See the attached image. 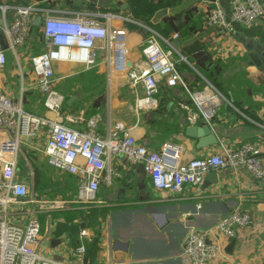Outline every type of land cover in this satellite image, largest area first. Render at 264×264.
<instances>
[{"label":"crops","instance_id":"obj_1","mask_svg":"<svg viewBox=\"0 0 264 264\" xmlns=\"http://www.w3.org/2000/svg\"><path fill=\"white\" fill-rule=\"evenodd\" d=\"M231 1L0 0V5L9 6V10L20 5H37L41 11L35 17L42 15V19L47 12L58 15L83 12L101 21L109 16L112 28L127 31L120 67L116 66L118 43H110L107 39L95 42L93 64L54 62L52 85L65 97L59 113L44 107V95L30 62L31 56L44 51L41 25L37 27L39 35L32 28L27 43L17 50V57L5 49L8 60L0 70V86L14 100L21 101L25 110L57 119L80 131H86L87 119L97 114L100 116L97 130L102 135L113 123L122 121L132 126L137 141L150 149L159 150L167 141L176 143L182 148V162L220 152L222 143L264 142V65L258 67L248 63L243 42L253 39L264 43V18L255 20L250 26L235 24V32L231 33L221 32L206 23L215 2L230 11ZM162 9L167 13L154 22L155 14ZM7 18L10 21L8 13ZM146 26L159 33L166 48L169 46L167 41L174 47L173 40L179 39L180 52L174 47L175 55L177 58L183 56L185 60L178 62V68L192 89L201 87L203 81L209 82L207 75L211 74H222L234 81L228 86V96L212 121L218 144L198 148V140L185 134L187 117L194 106L180 86L165 88L166 85L161 83L156 94V107L136 110L135 100L143 95V87L134 85L128 74L143 63ZM236 81L246 85H237ZM74 95V101L67 104ZM188 124L205 125L201 118ZM5 137L6 133L0 131V140ZM45 145V131L21 145L19 157L22 156L24 164H19V177L29 184L30 195L75 200L77 191L72 199L63 197L58 191L48 192L45 174L44 186L35 191V169L25 155L37 156L46 171L47 166H51L44 154ZM56 172L60 179L51 182L65 188V177L70 174L57 169ZM216 172L218 183L205 186L203 182L201 186H187L180 193L172 194L155 189L140 163H130L123 155H115L110 158L98 192L105 204L86 209L72 202L65 209L41 213L38 252L47 259L73 262L72 253L79 243V233L72 234L62 226L77 224L79 216L84 222L85 213L93 207L102 214L97 216L96 227L87 228L91 237L98 236L99 249L95 262L88 264H191L181 254L189 230L192 227H216L222 217L240 207L250 213L252 223L237 228L232 239L218 234L228 261L213 264H264V184L244 169L235 171L226 167ZM116 189L117 194L114 193ZM200 202L203 208L199 214L182 218L184 212L194 211ZM67 217L70 220H66ZM10 220L15 217L10 216Z\"/></svg>","mask_w":264,"mask_h":264},{"label":"built area","instance_id":"obj_2","mask_svg":"<svg viewBox=\"0 0 264 264\" xmlns=\"http://www.w3.org/2000/svg\"><path fill=\"white\" fill-rule=\"evenodd\" d=\"M231 4V10L227 11L215 2L206 17L207 25L231 33L235 32V24L250 26L255 20L264 18V0H232ZM9 9L7 5H0V31L6 38L8 50L17 57V50L27 43L32 22L41 8L34 4L17 6L11 21L7 18ZM106 20L101 21L83 12L45 14L41 22L44 51L31 56L30 62L44 95L46 109L59 113L65 100L52 85L54 62H77L88 66L95 61L92 50L97 40L107 39L110 43L124 45L126 29L112 28L109 16ZM146 30L143 63L128 74L134 85L143 87V95L135 100L136 110L156 107V94L161 83L168 87L180 86L194 106L187 117L190 124L201 118L205 125L213 128L212 121L225 97L208 81L206 86L192 89L178 68V62L185 58H177L176 50L168 41V48L164 47L163 38L155 29L146 26ZM6 51L0 43V70L8 60ZM99 121L100 116L96 114L87 119L86 131L71 128L57 119L25 110L21 101L14 100L0 86V131L6 133V137L0 140V264H88L85 241L91 235L87 226L79 231V245L72 253L73 262H58L40 255V214L65 209L72 202L86 209L105 204L98 192L110 158L115 155H123L130 163H140L155 189L172 194L180 193L187 186H201L209 172L226 167L235 171L244 169L264 184L262 141L238 145L222 143L220 152L182 162V148L176 143L167 141L159 150L150 149L137 141L132 126L118 121L102 135L97 130ZM42 131L46 134L44 154L49 165L78 179L73 201L30 195L29 184L19 177L21 145ZM115 174L120 176L117 172ZM202 208L200 202L194 211L184 212L182 218L197 215ZM10 216L15 220H10ZM79 217L77 224L85 223ZM251 223L250 213L237 207L222 217L216 227H192L183 242L181 254L191 264L227 262L228 255L218 234L232 239L237 228H245Z\"/></svg>","mask_w":264,"mask_h":264},{"label":"water","instance_id":"obj_3","mask_svg":"<svg viewBox=\"0 0 264 264\" xmlns=\"http://www.w3.org/2000/svg\"><path fill=\"white\" fill-rule=\"evenodd\" d=\"M15 9H11L8 11V16L10 21L13 19L14 14H15ZM167 13L166 9H162L160 11H158L155 16L153 21L157 22L163 15H165ZM41 21H42V15H38L37 17L34 18L33 20V25L35 27H40L41 25ZM243 35H241L242 37ZM243 42L246 45V49H247V56L249 58L248 63L249 64H254L257 65L258 67H261L264 65V43H260L259 41H253V39H246L243 40ZM0 43H1V47L2 49H7L8 48V44L6 42V38L4 36V34H0ZM173 45L175 47V49L180 52V43H179V39H175L173 40ZM116 60H117V67L121 66V63L123 61V54H124V50H123V46L122 44H116ZM121 61V62H120ZM207 82L203 81L200 85L201 87L206 86ZM76 98V96H72L68 101L67 104H71L74 99ZM185 134L189 137L195 138L198 140L197 142V147L198 148H205L211 145H216L219 142V139L217 137V135L214 133V131L212 130V128L210 127V125H195V124H191L188 125L185 129ZM219 179H218V175L216 171H211L206 175V179L204 181V185L207 186L209 184H216L218 183ZM115 194L118 193V189H116L114 191ZM28 198V197H26ZM264 206V204L262 205V207ZM86 225L85 223H81V224H70L68 226V230L72 233V234H78L81 228H84Z\"/></svg>","mask_w":264,"mask_h":264},{"label":"trees","instance_id":"obj_4","mask_svg":"<svg viewBox=\"0 0 264 264\" xmlns=\"http://www.w3.org/2000/svg\"><path fill=\"white\" fill-rule=\"evenodd\" d=\"M32 28H34L37 32L40 33L39 28L34 27V26ZM43 48H44V44H43ZM41 51L43 52V50H41ZM219 76H220L219 74H211V75H207V78L209 79L210 83H212L214 86H216V85H221V82L223 83V79L222 78L220 79ZM232 82H234V81H232ZM247 82L248 81L245 80L246 84H247ZM230 83H231V81H230ZM245 83L237 82V85H246ZM228 85H231V84H228ZM164 87L165 88H172V87H168V86H164ZM216 87L218 88V86H216ZM188 123H190V122L189 121L186 122V127L189 125ZM33 166H34V169H35V171H34L35 191H37V190L41 189L44 186V184H45L44 173H43V171H42V169H41V167L39 165H35L33 163ZM70 175H69V177H65V179H66V187L65 188H61L59 186L60 184L59 185H55V183H53V182L51 183V181H50L51 184H50V186H48V192L51 193L53 191H58L57 193L60 192V194H62L63 197H69V199H72L71 197L78 190V185L76 184L77 183V180H76L77 177H75L73 175H72L73 176L72 177ZM68 193H71V194L70 195H66ZM99 214H102V213L93 210V207L90 208L85 213V215L83 217L85 225L87 227H92V228L96 227L97 224L99 223L98 217H97ZM66 220H70L69 217H67ZM67 227L68 226L63 225L62 229L67 230L68 229ZM85 242H86V261H87V263H93V262H95L94 258H95V255H96L98 249H99L98 236L91 237L90 239H87ZM76 245L78 246L79 243H77Z\"/></svg>","mask_w":264,"mask_h":264},{"label":"rangeland","instance_id":"obj_5","mask_svg":"<svg viewBox=\"0 0 264 264\" xmlns=\"http://www.w3.org/2000/svg\"><path fill=\"white\" fill-rule=\"evenodd\" d=\"M35 34H37V35H39V32H35ZM219 78L221 79H223V83L221 82V85H216V86H218V90L222 93V95L225 97V98H227V96H228V94H227V89H229L228 88V86H230V85H228V84H232L233 82L231 81V83H230V78H224L223 77V75L222 74H220V76H219ZM29 160H31L35 165H39L40 167H41V169H42V171H43V173L45 174V176L47 175V179H48V185L47 186H50V184L52 183H50V181L53 179V180H57V179H60V176H58V173L56 172V168H54V167H48L47 166V168H46V171H45V169H44V167L41 165V162H40V160H39V158L37 157V156H34V155H31L30 153L29 154H27V155H25ZM25 161V160H24ZM25 163H26V161H25ZM19 164L21 165V164H24V162H23V158H22V156L20 155V157H19ZM58 170V169H57ZM25 171V170H24ZM22 173H24L23 171H22Z\"/></svg>","mask_w":264,"mask_h":264}]
</instances>
